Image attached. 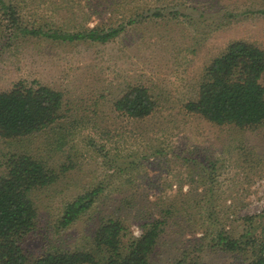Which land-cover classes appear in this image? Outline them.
I'll return each instance as SVG.
<instances>
[{
  "label": "rangeland",
  "instance_id": "obj_1",
  "mask_svg": "<svg viewBox=\"0 0 264 264\" xmlns=\"http://www.w3.org/2000/svg\"><path fill=\"white\" fill-rule=\"evenodd\" d=\"M5 2L21 27L37 22L80 31L139 17L105 43L14 39L11 12L0 6V92L25 82L63 96L61 118L52 127L27 139L0 137V162L2 153L28 152L57 173L53 185L33 196L38 220L24 243L28 257L82 250L109 219L123 224L126 244L141 235V225L165 219L171 208L150 264H244L242 256L221 251L215 235L246 229L264 235V123L215 125L188 113L185 104L231 43L264 51V0ZM156 10L163 15L152 16ZM131 86L147 88L156 101L143 119L114 109ZM99 185L104 190L89 211L59 228L65 205Z\"/></svg>",
  "mask_w": 264,
  "mask_h": 264
},
{
  "label": "trees",
  "instance_id": "obj_2",
  "mask_svg": "<svg viewBox=\"0 0 264 264\" xmlns=\"http://www.w3.org/2000/svg\"><path fill=\"white\" fill-rule=\"evenodd\" d=\"M1 9L8 10L15 29L14 39L23 36L46 37L62 42L88 40L105 43L121 34L126 25L138 22V15L116 26L83 28L66 31L50 24L18 25L14 7L0 0ZM11 14V15H10ZM153 14V13H152ZM156 10L152 16H162ZM143 16V13L139 14ZM264 51L241 41L231 43L208 66L196 98L185 104V110L215 125L240 129L264 123ZM156 101L147 88L131 86L114 103L119 113L143 119L153 113ZM61 92L45 87L16 84L10 91L0 92V137L3 139L32 138L52 127L61 118ZM0 162V264H150L158 239L165 231L172 209L163 212L165 219H155L141 225L142 233L122 243L125 227L119 220H103L95 231L93 241L82 250L55 249L37 259L25 252L24 243L35 229L38 220L35 192L57 181V173L33 153H2ZM99 185L91 193L74 199L64 207L59 228L66 229L84 216L95 203L94 197L103 191ZM215 244L223 252L243 257L244 264H264V235L254 229L240 234L220 231ZM179 264H198L184 260Z\"/></svg>",
  "mask_w": 264,
  "mask_h": 264
}]
</instances>
